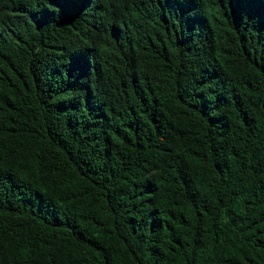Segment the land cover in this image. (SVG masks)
<instances>
[{
  "label": "trees",
  "instance_id": "16d2710c",
  "mask_svg": "<svg viewBox=\"0 0 264 264\" xmlns=\"http://www.w3.org/2000/svg\"><path fill=\"white\" fill-rule=\"evenodd\" d=\"M0 264H264V0H0Z\"/></svg>",
  "mask_w": 264,
  "mask_h": 264
}]
</instances>
